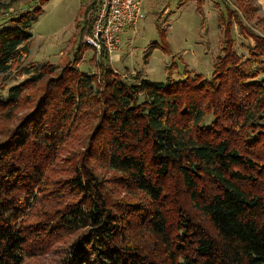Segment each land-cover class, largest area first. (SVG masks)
Masks as SVG:
<instances>
[{
    "label": "trees",
    "instance_id": "trees-1",
    "mask_svg": "<svg viewBox=\"0 0 264 264\" xmlns=\"http://www.w3.org/2000/svg\"><path fill=\"white\" fill-rule=\"evenodd\" d=\"M17 1H0V77L22 79L0 96V264H26L58 242V264H264V24H248L256 0L218 10L209 77L185 65L175 79L173 62L163 82L126 79L105 51L93 50L97 73L78 69L90 48L86 5L73 62L23 65L48 0L8 11ZM150 47L169 51L165 39Z\"/></svg>",
    "mask_w": 264,
    "mask_h": 264
},
{
    "label": "rangeland",
    "instance_id": "rangeland-1",
    "mask_svg": "<svg viewBox=\"0 0 264 264\" xmlns=\"http://www.w3.org/2000/svg\"><path fill=\"white\" fill-rule=\"evenodd\" d=\"M0 1L4 4L8 2V0ZM85 1L88 0L44 2L37 16L38 19L31 26L32 36L23 65L31 62H52L63 67L74 61L79 40V26L83 25L85 18L82 13ZM225 1L231 3L233 0H204L200 12L196 8V0H144L142 8L144 18L134 27L125 28L120 36L118 50L111 56L107 53L112 68L129 80L140 73L149 80L163 82L167 75L165 67L174 62L175 79L182 77L185 65L188 70L209 77L213 70L212 64L219 56L221 31L218 26V10L225 8ZM34 4H37V0H18L8 11L31 7ZM256 4L259 7L258 12L254 14L251 21H248V24L253 25V22H257L256 25L259 27L256 26L255 30L259 32L262 26L260 24L262 22L264 24V0H256ZM6 12L0 10V28L7 24H4ZM165 28L166 32H163ZM233 36L236 40L234 45L236 52L246 55L243 45L247 44V40L242 39L235 26ZM164 39L169 47L168 52L161 47H150L151 42L162 43ZM147 52L149 54L146 62ZM93 55V49H86L79 60L78 69L83 72L97 73L96 58L94 59ZM20 80L22 79L17 78L13 71L2 75L0 96L5 98L8 86ZM23 107L18 109L17 116L23 115L26 111ZM64 145L61 158L59 157L54 164L56 168L63 165V158L72 144L67 142ZM48 174V179L52 180L62 175L59 170L54 171L53 174L48 172ZM33 210H36V207ZM58 244L54 246L55 251L49 250V252L29 256L26 264H58L60 254L56 251V247H62L63 242Z\"/></svg>",
    "mask_w": 264,
    "mask_h": 264
},
{
    "label": "built area",
    "instance_id": "built-area-1",
    "mask_svg": "<svg viewBox=\"0 0 264 264\" xmlns=\"http://www.w3.org/2000/svg\"><path fill=\"white\" fill-rule=\"evenodd\" d=\"M144 0H88L86 16L90 19V33L83 42L96 54L102 51L111 56L120 46V36L127 27H134L144 18Z\"/></svg>",
    "mask_w": 264,
    "mask_h": 264
},
{
    "label": "crops",
    "instance_id": "crops-1",
    "mask_svg": "<svg viewBox=\"0 0 264 264\" xmlns=\"http://www.w3.org/2000/svg\"><path fill=\"white\" fill-rule=\"evenodd\" d=\"M144 3V2H143Z\"/></svg>",
    "mask_w": 264,
    "mask_h": 264
}]
</instances>
